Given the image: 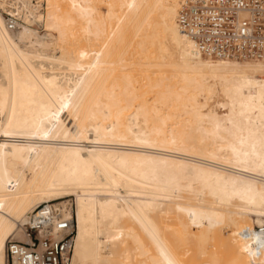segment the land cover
<instances>
[{
  "label": "bare ground",
  "instance_id": "1",
  "mask_svg": "<svg viewBox=\"0 0 264 264\" xmlns=\"http://www.w3.org/2000/svg\"><path fill=\"white\" fill-rule=\"evenodd\" d=\"M60 1L0 0V264L43 204L72 264H264V60L202 56L183 0Z\"/></svg>",
  "mask_w": 264,
  "mask_h": 264
},
{
  "label": "built area",
  "instance_id": "2",
  "mask_svg": "<svg viewBox=\"0 0 264 264\" xmlns=\"http://www.w3.org/2000/svg\"><path fill=\"white\" fill-rule=\"evenodd\" d=\"M177 24L197 51L212 59L264 60V0H183ZM20 20L7 15L10 30ZM27 240L9 239L10 264H72V218L43 204L26 223ZM264 233V225L256 226Z\"/></svg>",
  "mask_w": 264,
  "mask_h": 264
},
{
  "label": "rangeland",
  "instance_id": "3",
  "mask_svg": "<svg viewBox=\"0 0 264 264\" xmlns=\"http://www.w3.org/2000/svg\"><path fill=\"white\" fill-rule=\"evenodd\" d=\"M58 1H60V0H58ZM65 2H67V1H66V0H63V1L58 2V3H59L58 6L61 5V7H66L67 5L65 4ZM81 2H83V0H79V3H81ZM98 2H99V1H98ZM98 2H95V4H97V6H98V8L100 9V11L105 12V11H106V6H105V4L102 5L101 3H98ZM68 4H69V3H68ZM44 6H45V4H44ZM41 11H43V9H41ZM2 15L4 16V19L7 20V15H8V14L2 12ZM19 22H20V24H24L23 21H21V20H20ZM77 23H78V22H77ZM79 23H81V22H80V19H79ZM75 24H76V23H75ZM75 24H72V25H75ZM77 25L79 26V24H77ZM75 27L77 28L76 25H75V26H71V28L74 29V30H73V31H74L73 33H75V31H76V28H75ZM80 27H83V26L80 25ZM32 28H34L35 30H37V31H38V34H40V35H43V34L45 33L44 26H43V24L40 23V22H39V24L37 23V25H36V23H34V24L32 25ZM71 28H70V29H71ZM78 28H79V27H78ZM82 29H83V28H82ZM79 30H80V31H79ZM77 31H78V32H81L82 30L79 28ZM77 31H76V32H77ZM83 31H84V30H83ZM83 31H82V32H83ZM13 32H14V31H13ZM77 34H78V35H77V37H78V36H79V33H77ZM75 35H76V34H75ZM78 38H80V39H79V41H77V44H78V42H80L81 39H82V42H80L79 45H80V46L82 45L81 47H84V46H83V45H84L83 42H85V38H84L83 33H82V35H81V33H80V37H78ZM78 38H77V39H78ZM97 43H98V41H97ZM97 43L95 42L94 44H97ZM90 48H92V46H90ZM82 51H83V50H82ZM174 59H175V55L171 58V60H174ZM168 71L171 72L172 74H174V73H173L172 71H170L169 69H168ZM168 71H167L166 73H167V74H170ZM170 75H171V74H170ZM221 96H222V95L219 94V95L216 96L215 98H217V99H218V98L222 99ZM215 98H214V100H216ZM209 102H210L209 104H212V103H213L212 100L209 101ZM66 199H71V202H72V199H74V198L71 196V197H66ZM66 199L55 200V201H53V202H51V203H58V202H60V201H62V200H66ZM230 228H231V227H230ZM230 228L228 227V228H224V229H222V231L225 232V233L222 232V233L224 234L222 237L225 238V242H224V243L227 244V245H225V246H227V247H228V244H229V243L226 242V239H227V238L229 239V237H230V236L232 235V233H233V230H230ZM225 229H227V230H225ZM227 231H229V232H227ZM226 232H227V233H226ZM228 233H229V234H228ZM13 237H14V239H18V240H23V241H26V240H27V235H24V232H22V231H18V232L15 234V236H13ZM212 239H213V240H212ZM206 240H208V242L206 241L207 244H208V245L206 244V245L208 246V247H207L208 249H213L214 247H217V245H219V243H218L213 237H212V238H209V239H206ZM211 244H213V245H211ZM216 244H217V245H216ZM204 245H205V243H204ZM214 245H216V246H214ZM223 245H224V244H223ZM219 247H221V245H219ZM219 247H218V248H219ZM222 247H223V246H222ZM227 247H226V248H227ZM216 249H217V248H216ZM216 249H215V250H216ZM219 249L221 250V248H219ZM222 249H223L222 251H224L223 254H224V253H226V254L228 253V252H227V251L229 250L228 248H227V250H225L224 247H223ZM213 250H214V249H213ZM217 250H218V249H217ZM217 250H216V251H217ZM220 250H219V252H220ZM216 251H215V252H216ZM217 252H218V251H217ZM219 252H218V253H219ZM220 254H222V253L220 252ZM223 254H222V255H223ZM229 254H230V253H229ZM215 255H216V253H215ZM218 256H219V255H218ZM220 256H221V255H220ZM220 256H219V258H220ZM223 256H224V255H223ZM223 256L221 257V258L223 259V261H224V258H227V260H229V258H228L227 255H226V257H223ZM229 256H230V255H229ZM221 261H222V260H221ZM223 261H222V262H223ZM225 261H226V259H225ZM7 264H10L9 261H7Z\"/></svg>",
  "mask_w": 264,
  "mask_h": 264
}]
</instances>
